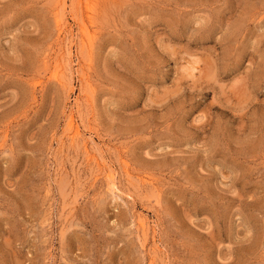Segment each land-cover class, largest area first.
I'll return each instance as SVG.
<instances>
[{
	"label": "rangeland",
	"instance_id": "rangeland-1",
	"mask_svg": "<svg viewBox=\"0 0 264 264\" xmlns=\"http://www.w3.org/2000/svg\"><path fill=\"white\" fill-rule=\"evenodd\" d=\"M0 264H264V0H0Z\"/></svg>",
	"mask_w": 264,
	"mask_h": 264
},
{
	"label": "bare ground",
	"instance_id": "bare-ground-1",
	"mask_svg": "<svg viewBox=\"0 0 264 264\" xmlns=\"http://www.w3.org/2000/svg\"><path fill=\"white\" fill-rule=\"evenodd\" d=\"M70 124H71V123H70ZM71 128H72V127H71ZM74 129H75V128H74ZM77 129H78V128H77ZM75 130H76V129H75ZM75 130H73V131H75ZM76 131H77V130H76ZM76 131H75V132H76ZM76 133H78V131H77ZM143 227H144V226H143Z\"/></svg>",
	"mask_w": 264,
	"mask_h": 264
}]
</instances>
